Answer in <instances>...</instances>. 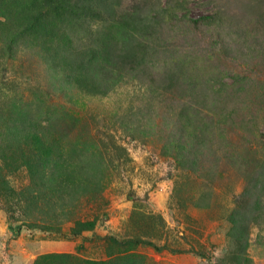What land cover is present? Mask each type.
<instances>
[{"label":"rangeland","instance_id":"1","mask_svg":"<svg viewBox=\"0 0 264 264\" xmlns=\"http://www.w3.org/2000/svg\"><path fill=\"white\" fill-rule=\"evenodd\" d=\"M158 1L167 7L175 0ZM178 1L179 17L223 13L233 25L244 23L247 33V47L241 32L235 42L228 29L209 46L183 30L162 36L165 46L146 61L147 69L157 75L170 54L186 57L185 67L209 81L192 96L182 81L169 87L129 80L107 97H91L54 71L40 48L22 41L10 52L0 40V151L6 150L0 153V264H34L51 253L70 254L66 264L117 258L124 264H264V0ZM120 2V14L158 4ZM243 101L245 109L238 106ZM184 114L189 125L178 122ZM17 116L36 124L46 144L61 146L69 171L83 178L63 201L56 194L47 201L54 191L47 187L40 189L48 199L38 206L17 194L35 177L28 167L11 169L24 156L14 137H6L7 120ZM223 116L228 121L219 123ZM188 130L192 144L179 152L170 139L182 143ZM46 173L42 180L53 176ZM56 215L64 216L55 223L62 234L22 226L48 225ZM77 220L96 226L69 236Z\"/></svg>","mask_w":264,"mask_h":264},{"label":"trees","instance_id":"2","mask_svg":"<svg viewBox=\"0 0 264 264\" xmlns=\"http://www.w3.org/2000/svg\"><path fill=\"white\" fill-rule=\"evenodd\" d=\"M120 3V0H0V40H5L6 48L10 52L22 41L40 48L52 63L54 71L65 77L80 93L91 97H107L129 80H138L149 86L153 82L163 85L168 82L169 87L175 82L182 81L184 92H187L188 96L195 95L204 83H209L203 78H198V72L190 71L185 67L187 61L184 56L176 57L170 54L165 59L167 68L157 75L147 69L146 61L150 63L155 60L160 48L165 46L160 41L166 32L173 34L183 30L186 31V35L196 34L206 40L202 43L207 44L203 45L209 46V43L217 40L221 32L226 33L225 30L228 29L229 36L235 42H237L235 35L241 32L237 37L243 40L247 47L244 23L233 25L223 13L202 16L198 19L179 17L177 12L183 10L179 7L181 2L175 0L174 5L162 7L157 0L158 4L145 2L141 7L131 6L120 14L116 6ZM89 23H96L98 29L90 28ZM84 37L89 38L88 45L82 43ZM223 89L220 93L222 98L226 90ZM228 95L230 92L226 94ZM246 102H240L238 106L245 109ZM190 108L191 106L187 105L184 113H189ZM231 116L241 123L244 122L236 112H232ZM22 120V117L17 116L6 122V137H14L19 147L24 149L23 161L11 169L17 170L18 166L28 167L35 177L31 179L30 186L17 194L20 197L26 195L27 203L38 206L36 204L48 199L40 189L47 187L54 190L51 195L49 194L51 198L47 201H53L52 194H56L55 201L59 203V200L63 201V197L68 198L75 187L77 188L81 183L83 185V178L79 179L69 171L71 167L62 155L61 146L55 148L49 146L43 141L36 124L28 119V123L31 124L26 125L27 122ZM227 121L228 119L223 116L218 122ZM178 122L190 124L185 114L183 119L178 118ZM242 129L249 134L256 132L254 127L242 126ZM204 132L210 134L208 131ZM184 135L182 143L170 139V144L183 153L192 144V131L188 130ZM1 150L0 153L6 151L3 147ZM29 153L32 159L26 156ZM5 161L9 167L7 158ZM47 171H53V176L47 181L42 180L48 174ZM14 190L12 194L15 196ZM67 206H64V212L70 214ZM63 219L64 216L56 215L52 218L54 221L48 225L32 223L33 225L22 226L48 234H62L63 230L55 223L60 224ZM95 226V221L77 220L70 229L69 236H81L86 231H92ZM22 228L20 227L19 230L21 231ZM133 243L153 246L150 242L133 241ZM70 256V254H44L34 264H66L64 261H69ZM81 263L124 264L119 258Z\"/></svg>","mask_w":264,"mask_h":264}]
</instances>
